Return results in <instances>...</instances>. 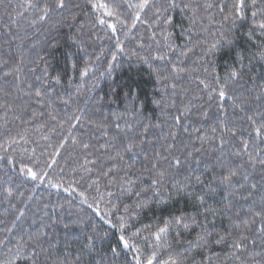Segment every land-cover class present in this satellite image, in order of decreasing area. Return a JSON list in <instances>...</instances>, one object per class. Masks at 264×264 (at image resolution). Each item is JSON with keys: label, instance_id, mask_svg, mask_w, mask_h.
<instances>
[{"label": "snow or ice", "instance_id": "6c2138e0", "mask_svg": "<svg viewBox=\"0 0 264 264\" xmlns=\"http://www.w3.org/2000/svg\"><path fill=\"white\" fill-rule=\"evenodd\" d=\"M124 2L128 8L136 9L129 31L136 27L137 22L148 24L152 29L149 39L155 44L156 54L141 57V60L148 65L156 83L162 85V88L157 89V92L161 93V99L152 101L162 113L175 107L172 97L177 94V82L190 72L200 71L185 65V59L194 52L195 48L201 47L204 55L208 53L214 55L221 49L233 52L235 60L231 64L225 63L222 74L215 69V66L211 71L208 67H203L204 77H196V82L202 86L201 91L206 94V100L200 105L201 109H204L205 105L208 108L215 105L218 112L224 115L218 116L214 126L205 131L201 127L184 123V120L190 117L194 105H185L183 109L177 108L179 115L172 117L174 123L171 128H178L189 137L193 132L196 133L195 139L200 142L199 146L194 142L184 144L178 150L179 154L174 143L168 144L163 152L155 149L149 151L146 145L151 142L145 139V135L149 129L160 128L161 125L153 123L144 115V105H136L138 96L135 89H132L125 93V96L129 97V106L123 114L115 116L117 120L123 119V127L116 123L114 125L116 132L109 133L108 129L113 125L89 118V123L95 125L103 137L102 143L98 146L93 145L73 134V129L78 125L83 127L80 124L82 117L73 113L67 117L68 135L62 137L63 142L59 147L63 149L69 141L72 145L79 146L85 154L84 163L81 165L85 173L93 171L88 165H95L97 160L100 161L102 169L105 167V161L111 162L107 165L106 171L102 170L101 175L109 177L108 186L115 183L119 191L118 194L108 191L106 195L121 201L127 199L131 203L123 204V214L118 217V227L112 224L111 220H105L104 217L101 219L116 228L119 233L117 239L119 248L125 253L128 251L133 253L131 259L126 260V264H264V191H261L256 183L251 182V171H249V169L255 171L257 166L264 170V147L258 146L264 144V110H261L264 108V103L257 104L255 109H252L249 107V97L236 92L238 87L243 88L241 81L246 70H249L254 63L264 64V39H259L257 36L258 33L259 37H264V0H250V5L248 0H230V4L217 5L207 0L204 3L200 0H139L138 3L124 0ZM88 4L93 11L103 10V16L118 18L115 10L118 6L110 9L108 4L94 0H88ZM19 7L23 8L24 12H18V16L31 12V18L27 19V27L34 30L33 34L39 31L38 25L46 26L40 35L44 36L47 33L51 40L33 41L25 49L24 40L28 39L26 34L19 38L20 43L16 46L17 55L14 61L10 63L9 60L0 59V108L4 109L5 114L4 124L0 125L5 129L3 135L10 133V129L7 128L9 121L6 119L9 113L12 114L13 120H19L25 125L45 115L52 121L57 120L56 103L60 94L56 93L53 96L52 93L56 91L57 85H61L62 75L51 74L46 59L49 55L48 49H54L58 45V41L53 42L55 34L68 28L70 33L66 39L69 46L76 48L85 56L88 55L80 31L84 25L80 24V30L71 32V29L76 27L79 16L76 9L81 8V5L74 3V0H25ZM214 7L218 8L221 14L227 12L223 15V22L231 23L233 28L236 21H243L247 11L251 9L253 27L244 34L246 39H243V44L239 43L242 37L232 29L225 31L222 22L219 37L213 34L211 43L206 49L203 48L206 38L202 40L201 34L207 33L208 29L200 22L205 19L211 20L209 10ZM148 11L152 12L151 23L141 18V13L146 15ZM176 12L188 22L187 27H184L183 22L180 24L181 34L184 37L183 45L175 44L171 31L176 27L172 15ZM95 20L99 25L111 29L113 36L116 35L115 24L109 23L101 16H97ZM119 23L123 25L124 21L120 20ZM115 47L116 52H125L123 43L118 37ZM139 47L143 49L145 45L141 43ZM253 48L255 50H252ZM133 54L139 56L135 50ZM66 56L71 60L74 53L68 51ZM111 58L113 61L117 60L115 52L112 53ZM70 66L73 70L77 68L74 62ZM112 69L113 65L110 63L105 72L100 74L101 77L111 76ZM89 72L90 63L85 60L84 66L79 71L81 79L88 77ZM29 73L31 76L28 75ZM260 80L264 81V75H261ZM71 84L69 79V87ZM252 85L248 91H255L253 99L264 101V83H259L253 78ZM10 88L13 90L9 91ZM168 89H171L170 93ZM16 101L20 102L16 103ZM225 101L231 102L232 117L228 115ZM72 102L71 94L68 95V99L62 100L65 105ZM34 104H39L42 110L36 111L32 108ZM29 109H32L30 114H28ZM44 109L47 111L45 112ZM237 110L243 113L239 119L249 125V139H241L239 145L233 146L232 141L238 135L235 116ZM248 111L251 114H248ZM201 115L205 118L209 117L207 110L202 111ZM63 126L61 123L60 127ZM43 127H46V124L40 125V128ZM40 128L36 131H40ZM26 135L27 129L24 134L17 133L20 140L25 143H27ZM162 137L166 141L169 139L175 141L177 132L170 130L167 134L162 133ZM253 142L258 143L253 144ZM205 143L209 144L211 150L218 155L215 157V163L204 164L203 171L197 174L198 169L193 168L192 164L199 166L202 163L201 159L197 158V154L203 152ZM17 144L15 137L9 138L8 147H11L13 152L16 151L13 146ZM250 145L255 147V151L250 150ZM0 148L5 152V155L0 156V165L6 164L8 169L4 171L3 176H0V203H6L8 209L14 212V218L10 222L0 221V224L5 225L0 228V232L6 233L0 239V250H4L0 252L2 257L0 264H84V257L92 254V241L95 237L90 235L89 243L83 245L74 257L67 253L61 257L54 252L55 246L51 244L46 231L49 227L45 220L47 212H43L37 220L36 214L41 209L32 210L30 202L33 201V196L26 195L25 191L21 190L22 185L28 180L43 184L49 176L48 171L38 166L29 167L21 159L17 172L15 158L7 155L8 149L4 145H0ZM232 148L234 150H228ZM96 153L100 156L96 159H88ZM59 154L57 151L56 156ZM126 156L128 159H125ZM28 159H36L38 162V158L34 155ZM55 163L56 160L53 159L48 164V168ZM138 163L140 167H137ZM182 170L185 173L183 179H177ZM144 177L148 178L146 184ZM48 183L52 187H58L50 180ZM253 193L258 195L254 196ZM237 197L245 201L246 206L239 204ZM178 198L184 201L185 207L169 210L167 215L162 212L159 217H154L155 226L149 223L143 227L131 228V222L139 217L144 209H149L152 205L162 209L163 206L178 202ZM210 200H214V204H210ZM47 207L43 205L44 209ZM119 207V205L115 206L117 211ZM8 209L5 211L7 212ZM225 219L226 226L223 224ZM217 220L222 223L218 225ZM145 231L147 235H143ZM188 236L192 238L185 239ZM45 243L49 245L47 248ZM216 248H220L221 251H215ZM110 251L113 257L121 255V251H118L116 246ZM41 257H44L43 261ZM89 264H97V262L89 261ZM108 264L113 262L110 260Z\"/></svg>", "mask_w": 264, "mask_h": 264}, {"label": "trees", "instance_id": "16d2710c", "mask_svg": "<svg viewBox=\"0 0 264 264\" xmlns=\"http://www.w3.org/2000/svg\"><path fill=\"white\" fill-rule=\"evenodd\" d=\"M24 2L25 0H0V59L9 60L10 63L14 61L17 55L16 46L20 43V37H24L27 34L28 39L24 40L25 49L33 41L51 40V37L47 33L44 36L40 35L41 32H44L46 26L38 25L39 31L35 32V34H33L34 30L32 28L27 27V19L31 18V12L24 13L23 16L17 15L18 12H24V9L19 7ZM94 2L106 3L110 9L118 6L115 8L118 13V18L103 16V10L93 11L88 4V0H74V3L81 5V8L76 9L79 12V16L76 21V27L71 29V32L80 30V24L84 25V28L80 31L82 32L81 38L84 40V47L88 55L85 56L84 53L69 46V42L66 39L70 33L68 28H64L55 34V41L53 42L58 41V45L54 49H48L49 55H47L46 59L49 64L50 73L53 75L57 73L62 75L61 85H57L56 91L52 93L53 96L56 93L60 94L56 103L57 120L52 121L45 115L37 121L25 125L21 124L19 120H13L12 114L9 113L6 119L9 121L7 128L10 129V133L9 135H3L2 133L5 129L0 127V145H4L8 149L7 155L13 156L17 161V172L19 171L21 159L29 167L35 168L38 166L48 171L49 176L43 184L28 180L22 185L21 190L25 191L26 195L33 196L34 199L30 202L32 210H35V208L41 209L36 214L37 220L43 215V212H47L48 215L45 217V220L49 224V227L46 231L48 232L51 244L55 246V253L61 255V257L66 253L74 257L83 245L89 243L88 237L91 235L95 237L92 241L93 251L91 256L84 257V264H89V261H95L97 264H108L110 260L113 264H126V260H130L133 253L131 251L125 253L119 248L117 245L119 233L111 224L105 223L101 217H104L105 220H111L112 224H116L118 227V217L123 214V204L131 203V201L127 199L121 201L115 197H108L106 195L108 191L117 194L119 191L115 183L110 187L108 186L109 177L101 175L102 170L106 171L107 165L111 162L105 161V167L102 169L100 161L97 160L95 165H88L93 171L91 173H85L81 167L84 163L85 154L79 146L72 145L69 141L63 149L59 147L63 142L62 137L68 135L69 125L66 123L68 115L75 113L82 117L80 124L83 127L78 125L76 129H73V134L80 139L98 146L99 143L103 142V137L95 125L89 123V118L97 122L103 121L106 124L113 125L108 131L109 133H115L116 129L114 125L116 123H119L121 127L124 126L123 119L117 120L115 116L123 114L129 106V97L125 96V93L135 89L138 96L136 105L143 104L144 115L149 117L153 123H159L161 125L160 128L149 129L145 135V139L151 143L146 145V147L149 151L155 149L156 151L163 152L168 144L174 143L177 154H179L178 150L184 144L194 142L196 146H199L200 142L195 139L197 134L194 132L189 137L182 130L171 128L174 123L172 117L179 115L176 109H183L185 105L189 104L194 105L190 117L184 120V123L201 127L205 131L214 126L217 117L223 116L224 114L218 112L215 105L211 108L205 105L204 109H201L200 105L206 100V94L201 91L202 86L198 85L196 77H204L203 67H208L211 71L213 66H215V69L222 74L225 63H233L235 56L233 52H229L227 49H221L214 55L212 53L204 55L201 47L195 48L194 52L190 53L185 59V65L190 68L200 69V71L190 72L177 82V94L172 97L175 101V107L169 108L165 113H162L161 109L152 103L153 99H161V93L157 92V89L162 88V85L156 83V79L150 73L148 65L141 60V57L156 54L155 44L149 39L152 29L148 27V24L137 22L136 27L129 31V26L132 23V17L135 15L136 9L128 8L124 0H94ZM131 2L138 3L139 0H131ZM200 2L204 3L205 0H200ZM207 2L213 5L222 3L230 4V0H207ZM248 3L250 5V0H248ZM209 12L211 13V20L205 19L200 22L208 29L207 33L201 34L202 40L206 38V43L203 46L204 49L211 43L213 34L217 38L219 37L223 15L227 14V12L221 14L219 9L215 7L210 9ZM172 15L174 16V23L176 24V27L171 29L174 42L177 45H183L184 37L181 34L180 24L183 22L184 27H187L188 22L179 12L173 13ZM97 16H101L108 20L109 23L116 25L117 32L115 36H113L111 29L96 23L95 18ZM141 18L151 23L153 19L152 12L148 11L146 15L141 13ZM120 20L124 21L123 25L119 23ZM252 27L250 8L247 11L246 18L243 21L237 20L234 28L231 23L223 22L225 31L232 29L242 37L239 41L240 44H243V39H246L244 34ZM257 36L259 39H264V37H259L258 33ZM117 37L123 43L124 53L116 52L115 41ZM9 41L11 44H9ZM141 43L145 45L143 49L139 47ZM148 45H151V47H148ZM133 50L138 52L139 56L134 55ZM252 50L255 49L253 48ZM68 51L74 53L71 60L66 56V52ZM114 52L117 55L116 61H113L111 58ZM85 60H88L90 63V72L89 76L82 80L79 71L84 66ZM73 62L77 65L76 70H73L70 66ZM110 63L113 65L111 76L105 75L101 77L100 74L105 72ZM245 63H247V60ZM41 67H43V64H41ZM37 74H39V70H37ZM28 75L31 76L30 73ZM261 75H264V64L254 63L249 70H246L243 81H241L243 88L238 87L236 89L237 93H243L249 97V107L252 109H255L257 104L264 103V101H255L253 99L255 91H248L253 86V78L259 83H264V81L260 80ZM69 79L72 82L71 87H69ZM78 85L79 91H77ZM8 90L12 91L13 89L10 88ZM168 92L170 93L171 89H168ZM69 94L72 95L73 102L65 105L62 103V100L68 99ZM19 102L16 101V103ZM224 103L228 106L229 117H232L233 110L230 107L231 102L225 101ZM32 108L36 111L42 110L39 104L32 105ZM31 110L29 109L28 114L31 113ZM204 110L208 111V118L201 115ZM261 110H264V108ZM44 111L46 112L47 110L44 109ZM248 114H251V112L248 111ZM241 115L243 113L237 110L235 116L238 135L232 141L233 146L239 145L241 139H249V125L246 121L239 119ZM105 117H107V120H105ZM4 121V109L0 108V125H3ZM61 123L64 125L63 128L60 127ZM41 124H46V127L40 128ZM37 128H40V131H36ZM25 129H27V143L20 140L19 136H17L18 132L24 134ZM170 130L177 132V139L175 141L171 139L166 141L162 137V133L167 134ZM10 137H15L18 141V144L13 146L16 149L15 152H13L11 147H8ZM44 137H47V139ZM257 143L253 142V144ZM258 146L264 147V144H259ZM228 150L232 151L234 148ZM250 150L255 151V147L250 145ZM57 151L60 153L59 156H56ZM2 155H5V152L3 148H0V156ZM33 155L35 158H38V162L36 159H28V157ZM217 155L218 153L212 151L210 145L205 143L203 152L197 154V158L201 159L202 163L199 166L193 163L192 167L197 168V174H199L203 171L204 164L209 162L215 163V157ZM99 156L100 154L96 153L93 156H89L88 159H96ZM53 159L56 160V163L51 168H48V164ZM100 159H103V157H100ZM125 159H128V157L126 156ZM234 159L238 160V158ZM137 167H140L139 163ZM7 170L6 164L0 165V176H3L4 171ZM249 171H251V182L256 183L258 188L264 191V170H261L257 166L255 171L251 169ZM184 174L182 170V173L177 179L182 180ZM49 180L52 184H57L58 187H52L48 183ZM93 181H97V183H93ZM144 183H148L147 177H144ZM253 195L257 196L258 194L253 193ZM109 200H111V203H109ZM237 200L239 204L246 206L245 201L239 200L238 197ZM209 203L214 204V200H210ZM43 205H47L48 207L44 209ZM116 205L120 206L119 211L116 210ZM183 207H185V203L183 200H179V198L178 202L163 206L162 209H158L155 205H152L149 209H144L140 216L131 222V228L143 227L149 223L155 226L156 220L154 217H159L162 212L164 215H167L169 210ZM6 209H8V205L6 203H0V221L8 223L14 218V212L11 209H8L6 212ZM221 223L220 220H217L218 225ZM223 224L225 226L227 225L226 219L223 220ZM4 226V224H0V228ZM8 226H10V223ZM105 233L108 235L105 236ZM5 235L6 233L0 232V239ZM143 235H147V232L145 231ZM190 238L192 237H185V239ZM48 246V243H45V248ZM114 246L118 247V251H121L119 257H113L111 254L110 249ZM214 250L217 252L221 251L220 248ZM224 250L226 251V249ZM2 251L4 250H0V252ZM43 259L44 257H41L42 261Z\"/></svg>", "mask_w": 264, "mask_h": 264}]
</instances>
